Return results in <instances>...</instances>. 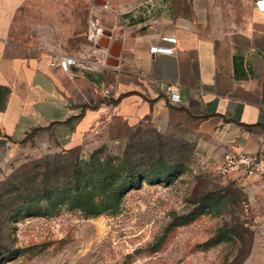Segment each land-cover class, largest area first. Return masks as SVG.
<instances>
[{"label": "crops", "instance_id": "crops-1", "mask_svg": "<svg viewBox=\"0 0 264 264\" xmlns=\"http://www.w3.org/2000/svg\"><path fill=\"white\" fill-rule=\"evenodd\" d=\"M167 36L177 37L173 54L150 51ZM63 55L79 64L51 65ZM161 82L179 83L182 102L170 103ZM146 124L183 132L218 166L227 151L264 154V12L254 0H112L109 10L0 0V178L32 141L125 142ZM233 181L252 216L247 263L264 264V184Z\"/></svg>", "mask_w": 264, "mask_h": 264}, {"label": "rangeland", "instance_id": "rangeland-1", "mask_svg": "<svg viewBox=\"0 0 264 264\" xmlns=\"http://www.w3.org/2000/svg\"><path fill=\"white\" fill-rule=\"evenodd\" d=\"M155 14L145 12V22ZM88 24L81 21L84 28ZM141 131L137 139H160L172 151L171 162L178 166L168 179L146 180L125 193L115 211L98 215H87L64 194L42 198L37 211L23 208L0 234V264H248L253 230L243 190L183 132H161L150 124ZM59 138L49 146L34 141L22 146L3 167L0 185L46 162H90L97 151L103 160L114 159L129 140L91 146ZM5 245L16 252L3 257Z\"/></svg>", "mask_w": 264, "mask_h": 264}, {"label": "trees", "instance_id": "trees-1", "mask_svg": "<svg viewBox=\"0 0 264 264\" xmlns=\"http://www.w3.org/2000/svg\"><path fill=\"white\" fill-rule=\"evenodd\" d=\"M143 126L130 132L119 157L103 160L97 151L91 155L90 162H46L20 179L14 177L3 182L0 185V234L11 229L23 208L37 211L42 198L64 194L87 215H98L115 211L124 194L140 187L146 180L159 183L168 179L178 166L171 162L173 153L165 150L167 145L160 139H137ZM154 131L161 138V133ZM4 247L3 257L16 252Z\"/></svg>", "mask_w": 264, "mask_h": 264}, {"label": "built area", "instance_id": "built-area-1", "mask_svg": "<svg viewBox=\"0 0 264 264\" xmlns=\"http://www.w3.org/2000/svg\"><path fill=\"white\" fill-rule=\"evenodd\" d=\"M255 9L264 12V0H254ZM104 10L110 9V4L106 0L102 3ZM164 40L168 45H155L150 48L151 52L173 54L177 44V37L167 36ZM78 58L74 55H63L56 57L51 61V65H58L65 72H69L72 66L78 65ZM161 89L170 103L178 104L182 102L183 96L180 84L161 82ZM221 173L233 180L244 179L253 176H259L261 183L264 184V154L245 151H227L224 153L221 165Z\"/></svg>", "mask_w": 264, "mask_h": 264}]
</instances>
